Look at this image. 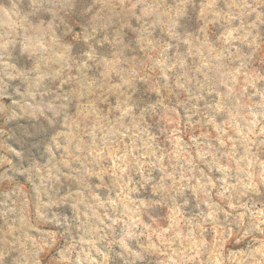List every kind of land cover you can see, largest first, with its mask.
Here are the masks:
<instances>
[{"label":"clouds","instance_id":"1","mask_svg":"<svg viewBox=\"0 0 264 264\" xmlns=\"http://www.w3.org/2000/svg\"><path fill=\"white\" fill-rule=\"evenodd\" d=\"M0 264H264V0H0Z\"/></svg>","mask_w":264,"mask_h":264}]
</instances>
